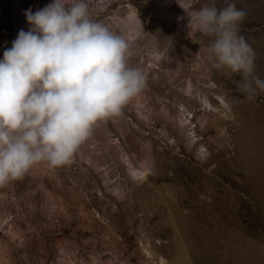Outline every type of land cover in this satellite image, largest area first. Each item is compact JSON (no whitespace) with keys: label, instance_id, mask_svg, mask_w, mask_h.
I'll return each mask as SVG.
<instances>
[{"label":"rangeland","instance_id":"rangeland-1","mask_svg":"<svg viewBox=\"0 0 264 264\" xmlns=\"http://www.w3.org/2000/svg\"><path fill=\"white\" fill-rule=\"evenodd\" d=\"M186 2L87 0L129 40L145 86L69 163L0 187V264H264V91L248 99L240 74L212 67ZM51 3L0 0V60L26 10ZM212 3L246 12L239 34L264 80V0L192 7Z\"/></svg>","mask_w":264,"mask_h":264},{"label":"clouds","instance_id":"clouds-1","mask_svg":"<svg viewBox=\"0 0 264 264\" xmlns=\"http://www.w3.org/2000/svg\"><path fill=\"white\" fill-rule=\"evenodd\" d=\"M180 6L195 31L213 38L212 67L240 74L248 99L264 91L255 53L239 34L246 12L234 3ZM25 16L29 29L0 60V187L39 162L69 163L97 122L120 115L146 80L129 64V40L93 19L87 0H53Z\"/></svg>","mask_w":264,"mask_h":264},{"label":"bare ground","instance_id":"bare-ground-1","mask_svg":"<svg viewBox=\"0 0 264 264\" xmlns=\"http://www.w3.org/2000/svg\"><path fill=\"white\" fill-rule=\"evenodd\" d=\"M134 14H135V12H133V11L130 12V15H131V16L134 15ZM134 16H135V15H134ZM134 16H133V17H134Z\"/></svg>","mask_w":264,"mask_h":264}]
</instances>
